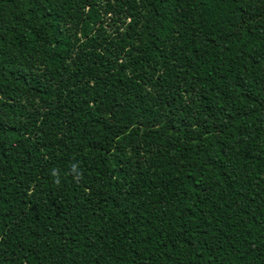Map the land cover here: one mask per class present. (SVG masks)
I'll return each instance as SVG.
<instances>
[{
  "label": "trees",
  "instance_id": "trees-1",
  "mask_svg": "<svg viewBox=\"0 0 264 264\" xmlns=\"http://www.w3.org/2000/svg\"><path fill=\"white\" fill-rule=\"evenodd\" d=\"M264 0H0V264H264Z\"/></svg>",
  "mask_w": 264,
  "mask_h": 264
},
{
  "label": "rangeland",
  "instance_id": "rangeland-1",
  "mask_svg": "<svg viewBox=\"0 0 264 264\" xmlns=\"http://www.w3.org/2000/svg\"><path fill=\"white\" fill-rule=\"evenodd\" d=\"M264 29H256L254 30V33L257 34L258 37H263V32Z\"/></svg>",
  "mask_w": 264,
  "mask_h": 264
}]
</instances>
